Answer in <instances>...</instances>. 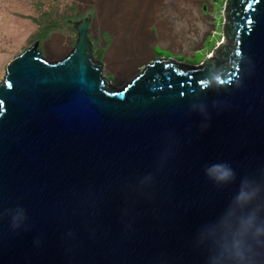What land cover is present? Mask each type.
<instances>
[{
  "label": "water",
  "instance_id": "obj_1",
  "mask_svg": "<svg viewBox=\"0 0 264 264\" xmlns=\"http://www.w3.org/2000/svg\"><path fill=\"white\" fill-rule=\"evenodd\" d=\"M222 15L228 46L197 66L150 49L124 85L107 79L89 18L71 22L65 58L33 44L8 62L0 264H235L242 181L264 220V0H225ZM213 77L224 86L202 90ZM215 163L235 179L212 180ZM248 264H264V245Z\"/></svg>",
  "mask_w": 264,
  "mask_h": 264
},
{
  "label": "rangeland",
  "instance_id": "obj_2",
  "mask_svg": "<svg viewBox=\"0 0 264 264\" xmlns=\"http://www.w3.org/2000/svg\"><path fill=\"white\" fill-rule=\"evenodd\" d=\"M191 1L197 6L188 5L186 0H164L166 13L159 16L168 19L170 27L178 35V45L162 42L159 29L151 26L149 32L156 42L150 44L149 48L152 49L157 43L168 46V49L160 45L153 49L155 57L170 59L186 66H197L215 48L228 46L223 32L222 11L225 0ZM95 3L96 0H90V3L86 0H0V83L8 62L33 44H37L39 52L51 61L65 58L76 39V33L69 27L67 20L75 22L95 18L97 25L99 10ZM94 5L97 7L96 17ZM182 11L188 12L189 17H185ZM106 46L102 44L98 47V42L94 41L95 56L101 58V51ZM106 77L111 84L117 85H124L131 78H118L110 72L106 73Z\"/></svg>",
  "mask_w": 264,
  "mask_h": 264
},
{
  "label": "bare ground",
  "instance_id": "obj_3",
  "mask_svg": "<svg viewBox=\"0 0 264 264\" xmlns=\"http://www.w3.org/2000/svg\"><path fill=\"white\" fill-rule=\"evenodd\" d=\"M89 1L86 0L87 3ZM96 2L99 10L97 25L113 33L116 38L112 53L115 56L117 54L118 61L115 56L113 61L111 54L109 55V62L114 71H127V67H130L129 63H126L127 60L131 61L148 52L146 47L156 42L149 32L151 26L159 29L162 42L178 45V35L170 27L168 19H161L159 16L166 13L164 0H96ZM186 2L188 5L197 6L191 0H186ZM182 14L189 17L186 11H182ZM118 76L122 78L121 75L118 74Z\"/></svg>",
  "mask_w": 264,
  "mask_h": 264
},
{
  "label": "clouds",
  "instance_id": "obj_4",
  "mask_svg": "<svg viewBox=\"0 0 264 264\" xmlns=\"http://www.w3.org/2000/svg\"><path fill=\"white\" fill-rule=\"evenodd\" d=\"M213 81L220 87L224 86L221 77H213L212 80L206 79L201 82L202 90H207ZM206 174L218 184L228 183L235 179L234 170L222 163L210 165L206 169ZM257 194V191L249 187L246 181H242L234 199L235 205L240 209V216L229 246V256L235 264H248L253 246L264 245V220L258 217L255 210L246 211Z\"/></svg>",
  "mask_w": 264,
  "mask_h": 264
},
{
  "label": "flooded vegetation",
  "instance_id": "obj_5",
  "mask_svg": "<svg viewBox=\"0 0 264 264\" xmlns=\"http://www.w3.org/2000/svg\"><path fill=\"white\" fill-rule=\"evenodd\" d=\"M90 3V1H89ZM94 4V3H93ZM97 4V2L95 3ZM98 7V6H97ZM97 7L94 5L93 6V12L95 14V17H96V14H97ZM90 19V18H89ZM71 20H67V23L69 24V27H71ZM89 26L91 28V32H90V37L93 41V48H94V41H97L98 42V47H101L102 44H106L107 46L105 48H103V50L101 51V54H100V57H103L109 50L110 48V43H111V40L113 39V36L112 35H109L106 31H101L99 26L96 25V19H90V23H89ZM96 27V30L94 29ZM103 38V39H101ZM107 38V41H105V39ZM158 39V38H157ZM158 45L162 46L163 48H166L168 49V46L167 45H161L159 43L155 44L151 51L153 52V49H155ZM154 54V52H153ZM155 56V54H154ZM107 72H110L113 74V76H117V72L114 71V70H111L110 68L108 69L107 68Z\"/></svg>",
  "mask_w": 264,
  "mask_h": 264
},
{
  "label": "crops",
  "instance_id": "obj_6",
  "mask_svg": "<svg viewBox=\"0 0 264 264\" xmlns=\"http://www.w3.org/2000/svg\"><path fill=\"white\" fill-rule=\"evenodd\" d=\"M111 35L113 36V39L111 40V43H110V48H109V55L111 54V57H112V60L114 61V53H112V51L114 50V48H115V43H114V34L113 33H111ZM146 49H147V53H145V54H142V55H139V56H137L136 58H134V59H131V61L130 60H127L126 61V63L128 64V66L130 65V67H127V71L125 72V71H123V72H119V71H117V76H118V74L119 75H121V77L122 78H127V77H131L132 75L131 74H135V72H137V70H138V67L139 66H141L142 64H144V63H146V62H148V60H150L149 59V56H150V54H149V51H150V48L149 47H146ZM113 54V55H112ZM116 57H118L117 56V54H116V56H115V58ZM117 59V61H118V58H116ZM133 60V61H132ZM110 61H111V59H110ZM113 61H112V63H113ZM130 61V62H129ZM131 65H133V66H131ZM128 68H130V69H128ZM134 68V69H133ZM110 69L111 70H113V68H111V65H110ZM132 69V70H131ZM121 73V74H120ZM126 73V74H125ZM125 74V75H124ZM126 75H127V77H126Z\"/></svg>",
  "mask_w": 264,
  "mask_h": 264
},
{
  "label": "snow or ice",
  "instance_id": "obj_7",
  "mask_svg": "<svg viewBox=\"0 0 264 264\" xmlns=\"http://www.w3.org/2000/svg\"><path fill=\"white\" fill-rule=\"evenodd\" d=\"M237 55H239V53H237ZM3 109V104H2V102H0V110H2Z\"/></svg>",
  "mask_w": 264,
  "mask_h": 264
}]
</instances>
